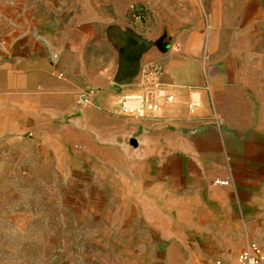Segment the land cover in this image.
Wrapping results in <instances>:
<instances>
[{
  "label": "crops",
  "instance_id": "obj_1",
  "mask_svg": "<svg viewBox=\"0 0 264 264\" xmlns=\"http://www.w3.org/2000/svg\"><path fill=\"white\" fill-rule=\"evenodd\" d=\"M146 5L145 33L107 16L76 14L74 5L72 13L53 11L30 22L0 15V52L9 53L12 69L19 68L20 98L27 106L22 120L47 125L46 139L60 146L77 143L86 159L98 161V152L115 149L122 197L131 199L158 241L180 248L193 262L213 257L237 264L248 242L264 250V178L255 174L264 167V96L253 85L251 65L245 75L226 61L213 68L205 61L211 53L250 51L236 43L251 36V0ZM112 31L140 37L143 46L134 74L118 82ZM95 36L101 52L87 48ZM224 38L235 46L220 52ZM88 89L96 94L82 105ZM128 94L144 97L141 116L122 112L118 100ZM152 104L156 110L149 109ZM66 116L63 130L51 127Z\"/></svg>",
  "mask_w": 264,
  "mask_h": 264
},
{
  "label": "rangeland",
  "instance_id": "obj_2",
  "mask_svg": "<svg viewBox=\"0 0 264 264\" xmlns=\"http://www.w3.org/2000/svg\"><path fill=\"white\" fill-rule=\"evenodd\" d=\"M251 3V36L236 43L250 51L211 53L205 62L213 68L226 61L245 75L251 65L253 85L264 96V0ZM146 4L147 0H0V15L30 22L50 17L53 11L72 13L74 5L76 14L107 16L145 33ZM8 6L13 14L6 12ZM4 33L0 25V35ZM219 41L220 52L235 46L231 39ZM88 42L91 52H101L99 38ZM9 57L0 52V264H209L213 257L193 262L180 248L158 241L134 213L131 199L122 197L115 149L98 152V161L86 159L77 143L60 146L46 139L47 125L22 120L27 106L20 98L19 68L12 69ZM69 119H55L50 125L63 130ZM255 174L264 178V167Z\"/></svg>",
  "mask_w": 264,
  "mask_h": 264
},
{
  "label": "built area",
  "instance_id": "obj_3",
  "mask_svg": "<svg viewBox=\"0 0 264 264\" xmlns=\"http://www.w3.org/2000/svg\"><path fill=\"white\" fill-rule=\"evenodd\" d=\"M96 90H86L81 98V104H89L92 102ZM168 102L173 101V96H166ZM118 104L122 112L127 116H141L146 107V101L142 95L128 94L118 100ZM196 102H191L190 107L195 108ZM150 110H156V105H149ZM214 184L219 186H228L227 180H214ZM209 264H226L222 258H213ZM237 264H264V250L257 243L248 242L237 257Z\"/></svg>",
  "mask_w": 264,
  "mask_h": 264
},
{
  "label": "water",
  "instance_id": "obj_4",
  "mask_svg": "<svg viewBox=\"0 0 264 264\" xmlns=\"http://www.w3.org/2000/svg\"><path fill=\"white\" fill-rule=\"evenodd\" d=\"M112 35L119 50L118 69L114 77V81L118 82L134 74L139 57L143 52V46L140 37L133 38L130 35H121L118 31H112ZM127 57L132 59L127 60Z\"/></svg>",
  "mask_w": 264,
  "mask_h": 264
},
{
  "label": "flooded vegetation",
  "instance_id": "obj_5",
  "mask_svg": "<svg viewBox=\"0 0 264 264\" xmlns=\"http://www.w3.org/2000/svg\"><path fill=\"white\" fill-rule=\"evenodd\" d=\"M126 59H127V60H131L132 58H131V57H127Z\"/></svg>",
  "mask_w": 264,
  "mask_h": 264
}]
</instances>
